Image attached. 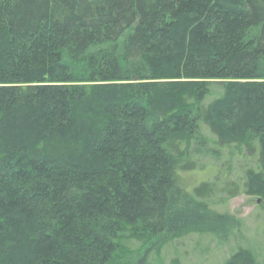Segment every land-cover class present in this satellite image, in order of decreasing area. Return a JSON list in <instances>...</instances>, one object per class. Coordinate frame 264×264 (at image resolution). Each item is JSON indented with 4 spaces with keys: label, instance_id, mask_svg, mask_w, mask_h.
<instances>
[{
    "label": "trees",
    "instance_id": "1",
    "mask_svg": "<svg viewBox=\"0 0 264 264\" xmlns=\"http://www.w3.org/2000/svg\"><path fill=\"white\" fill-rule=\"evenodd\" d=\"M241 194L264 199V0H0V264L239 241Z\"/></svg>",
    "mask_w": 264,
    "mask_h": 264
},
{
    "label": "rangeland",
    "instance_id": "2",
    "mask_svg": "<svg viewBox=\"0 0 264 264\" xmlns=\"http://www.w3.org/2000/svg\"><path fill=\"white\" fill-rule=\"evenodd\" d=\"M260 203L264 199L258 195L241 194L230 199L228 209L231 215L245 218L246 229L239 241L264 253V211ZM239 241L231 239L218 244L209 236L193 234L167 244L153 256L156 264H173L174 259L180 264H219L231 255Z\"/></svg>",
    "mask_w": 264,
    "mask_h": 264
}]
</instances>
